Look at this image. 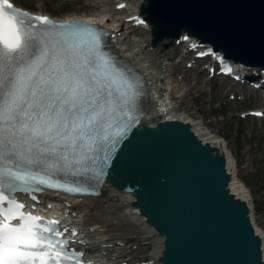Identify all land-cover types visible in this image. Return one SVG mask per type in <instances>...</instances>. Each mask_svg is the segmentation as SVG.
<instances>
[{"label": "snow or ice", "instance_id": "snow-or-ice-1", "mask_svg": "<svg viewBox=\"0 0 264 264\" xmlns=\"http://www.w3.org/2000/svg\"><path fill=\"white\" fill-rule=\"evenodd\" d=\"M67 24L0 0V264H81L58 221L42 223L8 193L87 192L81 178L132 120L134 83L99 32Z\"/></svg>", "mask_w": 264, "mask_h": 264}, {"label": "water", "instance_id": "water-1", "mask_svg": "<svg viewBox=\"0 0 264 264\" xmlns=\"http://www.w3.org/2000/svg\"><path fill=\"white\" fill-rule=\"evenodd\" d=\"M145 2L142 12L156 39L185 32L226 58L264 67V0ZM213 153L184 128L142 122L106 166V182L130 193L160 231L159 264H264L247 207L226 191L231 178Z\"/></svg>", "mask_w": 264, "mask_h": 264}, {"label": "bare ground", "instance_id": "bare-ground-1", "mask_svg": "<svg viewBox=\"0 0 264 264\" xmlns=\"http://www.w3.org/2000/svg\"><path fill=\"white\" fill-rule=\"evenodd\" d=\"M138 2L139 0H137V4ZM18 6L23 7L19 4ZM37 13L45 14L42 11H38ZM111 28L118 29V26L115 27L111 25ZM120 32H122L121 35L115 38L118 46L117 50H119L120 53L125 54V56L130 59L132 65L144 72V74H146L152 80L156 81V79H160L163 82L165 81L166 83H169L172 76L171 71H173L174 68L168 66L165 63V57L169 56L170 52L164 53L163 57L158 52H156L155 55L140 54V48L138 45H135L137 42L141 44L145 40L143 38H137V36L134 39V36H131V33H127L126 30L120 29ZM146 39L148 42L149 38L146 37ZM172 93L173 91L169 90L168 88L160 90L161 97L155 102V104L151 106L149 113L143 120V124H145V127H154L163 122H170L176 126H179L181 129L184 128V130L188 131V136L190 138H195L200 143L213 150V152L219 157L220 161L224 164V169L227 176L231 178L226 191L230 194L234 201L237 200L238 202H242L247 207L249 213L248 219L251 222L254 234L258 238H263L262 235L264 231L261 230L255 222H252L254 206L252 203L251 192L247 189L245 184L239 180L237 175L233 173V169L235 167L234 161L230 156V152L227 149L225 141L221 140L216 133L209 131L208 128H206L204 124L201 123L202 120L199 121L200 118L191 119L192 114L186 115L183 113L182 109L180 111H176L177 107H181L184 110L187 109V106L185 105L187 103L185 100L187 93L186 91L177 97H173ZM175 93L178 94V92ZM103 197L104 198L101 199L85 200L83 204L87 210L90 209V211H92L100 209L103 203H108L112 210H116L120 215H124L125 219L132 220L134 231L145 235L147 239H152L150 245V259L159 261L162 256V250L164 249L163 237L159 235L160 231L150 225L147 222L146 217L139 209L135 207V198L130 193L119 191L109 183L104 190ZM99 229L100 228L97 230ZM86 231H89V229H86ZM90 234L91 232H89V235ZM96 239L97 238H93L87 243L89 244V247H87L89 251L90 249L93 250L99 248L102 245V242ZM92 241L95 243L91 244ZM104 243L107 245L108 241ZM261 249L264 260V239L261 240Z\"/></svg>", "mask_w": 264, "mask_h": 264}, {"label": "rangeland", "instance_id": "rangeland-1", "mask_svg": "<svg viewBox=\"0 0 264 264\" xmlns=\"http://www.w3.org/2000/svg\"><path fill=\"white\" fill-rule=\"evenodd\" d=\"M19 5L32 10L39 11L45 9V6L42 3H35L30 0H15ZM85 1V0H84ZM83 0H45L44 2L47 4L46 11L50 13H54L55 15H59L60 10L64 12L75 13L78 9L83 8ZM58 3H64L61 6V9L55 8V5ZM232 92V91H231ZM228 92L218 90L215 95V102L211 104L210 107L206 106V115L202 117H216L215 111H218L219 108H223L224 102H226ZM189 100V98H188ZM209 100L206 99V102ZM218 102V103H217ZM223 103V104H222ZM227 103V102H226ZM225 103V104H226ZM228 106L231 109H235L238 107L236 103H229ZM191 111L194 112L197 116L200 111L199 104H195L191 107ZM211 130L217 131L220 135H224L226 141L229 142V150L233 154V157H240L241 153H244V157H242L241 164L246 167V164L250 163L248 158L254 159L251 163L250 167H246L244 172H242L239 176L243 183L250 189L252 194H258V191L264 186V141H261L258 134H255L251 140L248 139L249 135L244 134L243 136H238L236 129L234 127L232 129H227L226 124H217L214 126H210ZM249 154V155H248ZM260 210L264 212V201L260 205ZM261 226H264V219L258 223Z\"/></svg>", "mask_w": 264, "mask_h": 264}]
</instances>
